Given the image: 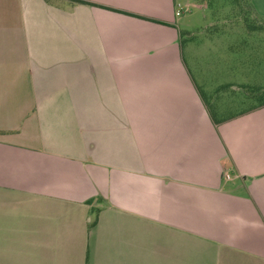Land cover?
<instances>
[{"label": "crops", "instance_id": "1", "mask_svg": "<svg viewBox=\"0 0 264 264\" xmlns=\"http://www.w3.org/2000/svg\"><path fill=\"white\" fill-rule=\"evenodd\" d=\"M85 1L0 0V264H264V104L181 0Z\"/></svg>", "mask_w": 264, "mask_h": 264}, {"label": "rangeland", "instance_id": "2", "mask_svg": "<svg viewBox=\"0 0 264 264\" xmlns=\"http://www.w3.org/2000/svg\"><path fill=\"white\" fill-rule=\"evenodd\" d=\"M182 23L190 25L189 33L183 31V41L189 38L195 43L204 42L207 53L189 57V66L194 77L204 88V98L213 112L230 98L233 103L223 107L231 114L233 110L252 108L264 104V21L256 16L248 0H181ZM209 36V38H204ZM189 36V37H188ZM191 36V37H190ZM211 36L214 37L211 39ZM222 39L220 54L227 59L232 55L235 80L245 79L251 85L224 83L215 71L213 50L208 52L216 41ZM187 37V38H186ZM208 47V48H207ZM219 56V54H216ZM197 59L199 61H197ZM229 61V60H228ZM246 69V72L244 70ZM242 69V71H237ZM242 74V75H241ZM244 75V76H243ZM236 90V91H235ZM235 93V94H234ZM231 100V101H232ZM229 101H227L228 103Z\"/></svg>", "mask_w": 264, "mask_h": 264}, {"label": "trees", "instance_id": "3", "mask_svg": "<svg viewBox=\"0 0 264 264\" xmlns=\"http://www.w3.org/2000/svg\"><path fill=\"white\" fill-rule=\"evenodd\" d=\"M69 1H71V2H75V3H82V4H91V3H89L88 1H85V0H69ZM249 1V0H248ZM249 3H250V1H249ZM250 5H251V3H250ZM251 8H252V6H251ZM252 10H253V8H252ZM254 11V10H253ZM255 13V12H254ZM264 21V20H263Z\"/></svg>", "mask_w": 264, "mask_h": 264}]
</instances>
